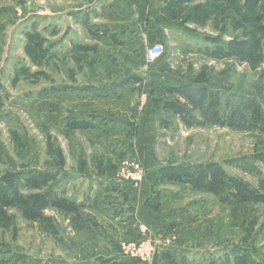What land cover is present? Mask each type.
Segmentation results:
<instances>
[{
  "label": "rangeland",
  "instance_id": "374dc122",
  "mask_svg": "<svg viewBox=\"0 0 264 264\" xmlns=\"http://www.w3.org/2000/svg\"><path fill=\"white\" fill-rule=\"evenodd\" d=\"M80 2L58 0V7H76ZM56 5V0H0V25L13 27L1 36L0 46L4 52L0 56V176L52 172L60 177L43 189L39 184H28L24 195L52 191L89 205L94 188L87 187L86 181L74 182L69 170L75 164L77 173L86 171L85 163L91 157L101 155L104 159V155L82 132H74L71 137L66 134L61 122L67 110H72L67 104L69 96L56 97L45 91L67 87L71 95L73 90L108 85L128 75L140 76L151 66L145 59L149 46L164 47L161 58L171 75L166 81L171 87H205L219 92L222 103L230 99L234 106L251 99L264 105V22L258 21L254 5L248 10V20L234 10L224 14L217 11L215 15L213 9L210 12L197 4L191 9L183 7L175 14L177 27H170L164 43L150 42L144 30L119 32L106 27L86 28L78 22L68 27L65 15L58 21L53 19ZM9 8L13 13H6ZM134 39L137 42L131 45L129 41ZM136 99L139 107L150 105L149 109L154 107L156 112L157 103L153 102L162 96L140 95ZM156 115L159 123L153 150L160 163L215 162L227 175L263 190V133L212 125L188 127L173 114ZM160 120L167 123L165 129ZM71 154L76 157L72 159ZM119 159L118 164L111 157L102 160L104 170L112 171L115 179L127 161L140 162L136 157ZM170 189L180 193L179 187ZM206 193L192 192L189 198L212 204L217 251L227 248L229 253L232 249V264L241 257H246V264H264V205H222L216 196ZM98 215L94 206L78 213L47 208L40 217L27 219L23 205L18 204L0 216V252L4 253L0 260L10 259L8 264H100L114 252L127 257L123 243L110 234L112 226L93 223L98 222ZM195 244L190 243L192 247ZM18 259L22 261L15 262Z\"/></svg>",
  "mask_w": 264,
  "mask_h": 264
},
{
  "label": "crops",
  "instance_id": "0c3cea01",
  "mask_svg": "<svg viewBox=\"0 0 264 264\" xmlns=\"http://www.w3.org/2000/svg\"><path fill=\"white\" fill-rule=\"evenodd\" d=\"M214 1L81 0L77 6L75 5L76 7L68 5L62 8L58 7L56 0L53 19L58 21L61 19L60 15H65L68 27H75V22H78L86 28L106 27L119 32L144 30L150 42L164 43L168 32L172 29L170 27H177L175 20L177 11L183 7L191 9L197 4L196 6H202L201 9L208 8L210 12L213 8V13L217 15L216 7L217 10H224L225 2L219 0L215 4ZM8 12L13 13V10L9 8L6 13ZM10 30H13V27L0 25V46L3 41L1 36ZM129 42L134 45L137 40ZM116 44L122 46V43ZM131 45L128 44L129 48ZM3 53L0 47V56ZM151 66L140 76L128 75L123 77L124 79L110 82L116 84L118 88L105 96H99L100 93L91 94L87 88L71 90L73 92L71 95H68L67 87L49 92L56 97L69 96L67 104H71L72 110H67L66 118L61 122V125L65 126L67 135L71 137L74 132H82L89 136L91 144L95 150L102 152L105 160L111 157L116 161L115 164H118L121 157H136L146 171L144 180L134 187L127 182L117 181L112 171L104 170L106 164H102L104 159H101V155L91 157L90 161L85 163L86 171L77 173L75 164L72 165L73 170H69V175L75 178L73 181L81 183L86 181L87 187L94 188L91 193L95 194L89 198V205L83 203V211L94 206L95 211L100 215L98 222L93 221V223L111 225L113 233L110 234L118 239L120 244L137 243L141 239V229H144L146 238L157 248L150 264H228V260H230L229 264H232L231 260L234 261L232 249L229 253L227 248L224 250L225 253L217 251V235L213 231L216 229V213L211 212L212 204L189 198L192 192L204 193V191L196 190L190 185L158 179V171L167 165L157 160L153 150V144L157 142L159 123V115L155 116V113L172 114L171 111L165 112L163 108L166 89L171 87L166 81L171 80L169 78L171 75L165 68L164 58H159ZM153 94L162 96V99H155L153 102V104L157 103L154 105L156 112L154 107L149 109L150 105L146 109L139 107L136 97L141 95L145 98ZM73 121H86L91 126L88 129H71L69 123ZM166 126L164 120L163 128L165 129ZM76 154H71L72 159ZM92 168L95 170L97 168L98 171ZM65 176L68 178L67 174ZM175 187H179L180 193L170 189ZM204 204L207 207H203ZM91 220L87 219L86 222ZM100 234L104 235L102 232ZM192 241L196 242L195 247L190 245ZM199 244L200 246L197 247ZM75 264H87V261L75 262ZM100 264L148 263L114 252Z\"/></svg>",
  "mask_w": 264,
  "mask_h": 264
},
{
  "label": "trees",
  "instance_id": "16d2710c",
  "mask_svg": "<svg viewBox=\"0 0 264 264\" xmlns=\"http://www.w3.org/2000/svg\"><path fill=\"white\" fill-rule=\"evenodd\" d=\"M219 0H215L216 2ZM224 10H217L224 14L230 10L237 12L241 18L248 20L250 5L256 6L258 21L264 22V0H223ZM213 9V8H212ZM247 11V16L245 17ZM97 34V33H95ZM107 35L104 33L103 35ZM264 35V26L262 27ZM108 36V35H107ZM111 38V37H110ZM233 44L230 50L233 48ZM164 56V55H163ZM111 83L89 89L91 94L99 96L108 95L117 89ZM49 93L50 91H45ZM166 98L163 108L171 111L174 116L188 127L219 126L227 128L247 129L252 132L264 134V105H259L255 100L241 101L237 106L222 103V96L217 91L205 87L180 84L166 89ZM45 93V94H46ZM91 126L86 121H73L69 123L71 129H88ZM264 164V156L261 157ZM54 174V175H53ZM159 181L190 185L196 190L204 191L216 196L222 205L231 206L237 202H251L264 205V188L257 191L243 181L229 176L222 167L215 162L197 164H171L158 171ZM58 177L57 173L20 172L8 173L0 176V216L5 211L17 206L24 207V216L27 219H36L41 216L44 209L54 208L68 213H78L83 210L84 204L60 197L52 191L35 195H24L23 189L28 184H39V189L48 186V183ZM59 178V177H58ZM264 186V181L262 182ZM130 184V183H129ZM31 185V186H34ZM132 185V184H131ZM4 253L0 252V257ZM237 264H246V257L236 258ZM18 259L15 262H21ZM11 263L10 259L0 260V264Z\"/></svg>",
  "mask_w": 264,
  "mask_h": 264
},
{
  "label": "built area",
  "instance_id": "2783aa9c",
  "mask_svg": "<svg viewBox=\"0 0 264 264\" xmlns=\"http://www.w3.org/2000/svg\"><path fill=\"white\" fill-rule=\"evenodd\" d=\"M164 47L162 45L149 46L146 50V61L152 64L164 55ZM124 170L117 175L116 180L119 182H127L137 187L145 177V171L138 161H127L124 164ZM156 245L146 239L144 229H141V239L137 243L123 244V253L129 258L136 259L140 262L149 263L156 254Z\"/></svg>",
  "mask_w": 264,
  "mask_h": 264
}]
</instances>
